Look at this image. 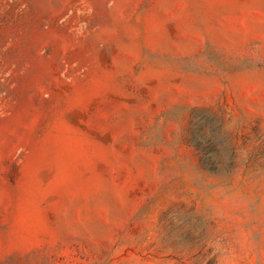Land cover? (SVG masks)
Wrapping results in <instances>:
<instances>
[{"label": "rangeland", "instance_id": "1", "mask_svg": "<svg viewBox=\"0 0 264 264\" xmlns=\"http://www.w3.org/2000/svg\"><path fill=\"white\" fill-rule=\"evenodd\" d=\"M0 264H264V0H0Z\"/></svg>", "mask_w": 264, "mask_h": 264}]
</instances>
